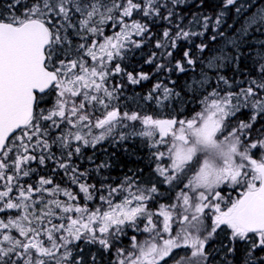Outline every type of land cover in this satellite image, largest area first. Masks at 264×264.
Returning a JSON list of instances; mask_svg holds the SVG:
<instances>
[{"label": "snow or ice", "instance_id": "6c2138e0", "mask_svg": "<svg viewBox=\"0 0 264 264\" xmlns=\"http://www.w3.org/2000/svg\"><path fill=\"white\" fill-rule=\"evenodd\" d=\"M0 264H264V0H8Z\"/></svg>", "mask_w": 264, "mask_h": 264}, {"label": "trees", "instance_id": "16d2710c", "mask_svg": "<svg viewBox=\"0 0 264 264\" xmlns=\"http://www.w3.org/2000/svg\"><path fill=\"white\" fill-rule=\"evenodd\" d=\"M211 3H215V0H210ZM8 3V0H0V11H3L6 8V5ZM112 30L110 28L106 29V32L110 33ZM142 63V61H140L139 56L137 57V59L135 61H133V64H139ZM129 71H132L133 69L131 67L128 68ZM137 70H141V69H137ZM143 71L145 72H150L151 69L149 68V66L147 65H143L142 68ZM184 77H181L180 80L183 81ZM153 81H148L145 82L143 85L141 86H131L132 88H134L136 90V92L142 93L143 91L147 90L148 88L151 87ZM130 95V92H129ZM166 113L162 114L160 118H165L166 117ZM247 113H243L241 114L238 119H244L246 118ZM131 146V145H130ZM146 151V149H143L142 147L137 148V152H143ZM259 153H256L255 156H257ZM86 155H93L91 149L87 150ZM97 159H106V157L102 156L99 152H97L96 154ZM123 162H127V166L128 167H134L135 164L137 163V161L133 158L128 156L127 154L123 153L120 150H117V155H116V160L114 161V163L116 164V167H114L111 171H112V175L113 177H116L118 175H120L122 173V169L120 167L121 163ZM51 164V162H49ZM81 168L83 169L84 167H88L87 161H81ZM32 167H36L35 163H33L31 165ZM54 167V165H52ZM46 172H48L47 168H44L43 170L40 171V175H44ZM36 176H33L31 178H27L25 177L24 180L27 181L28 183H34V181L36 180ZM57 182L60 181V176L58 175L56 177ZM73 190L75 191V187L73 186ZM81 203H83V201H81ZM91 206V205H90ZM125 245L128 244V241L125 240L124 241Z\"/></svg>", "mask_w": 264, "mask_h": 264}, {"label": "rangeland", "instance_id": "374dc122", "mask_svg": "<svg viewBox=\"0 0 264 264\" xmlns=\"http://www.w3.org/2000/svg\"><path fill=\"white\" fill-rule=\"evenodd\" d=\"M254 158H257V159H259V154H258L257 156H255Z\"/></svg>", "mask_w": 264, "mask_h": 264}]
</instances>
